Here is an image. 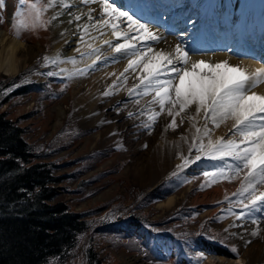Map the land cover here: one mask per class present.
<instances>
[{"label":"rangeland","instance_id":"1","mask_svg":"<svg viewBox=\"0 0 264 264\" xmlns=\"http://www.w3.org/2000/svg\"><path fill=\"white\" fill-rule=\"evenodd\" d=\"M32 2H15L14 7L11 1L3 4L0 0V27L15 35V25L21 21L31 25L29 5ZM45 2L40 0V6ZM13 7L14 13L11 12ZM53 9L44 13L43 26L20 29L21 40L35 53L20 73L8 75L0 72V111H7L8 118L21 122L34 150L43 149L46 154L44 160L57 163V173L63 179L55 184L58 191L56 199L66 202L88 224V230L78 240L67 264H88L86 255L89 248L96 255L93 258L101 264H200L212 254L213 249L241 257L240 245L232 233L244 230L229 225H245L246 222L251 223L250 219L237 221L229 214L230 204L225 198L213 202H192L225 181L234 185L235 192L243 179V171L231 181L210 183V178L203 173L214 171L220 162L204 158L187 167L177 168V165L173 166L180 156L177 154L180 153L179 148H176L170 150L173 152L169 154L171 164L164 167V172L157 173L155 180L146 183L137 180L138 169L131 167H138L144 159L148 161L153 152L161 155L159 153L165 143H175L177 130L166 127L172 118L164 112L150 130L141 127L147 115L159 111V105L152 103L154 93L129 97L128 91L121 92L115 88L111 89L113 95L105 97L93 90L78 92L75 89L79 82L84 83L87 89L100 78L106 84H112L115 77L125 71L128 60L135 58L133 56H112L103 63H96L93 68L76 69V72L87 69L84 75H76V81L62 75L65 73L64 62L47 67L38 62V58L51 57L53 20L51 23L48 21ZM93 40L91 38L84 43L91 44L93 48L100 47V42L93 43ZM73 43L69 50L84 44L79 40H73ZM142 66L129 69L125 77L131 76L130 82H133ZM47 71L55 74L44 75ZM22 87L27 91L19 98L15 93ZM256 88L258 86L251 92ZM5 95H8V101L3 103L1 99ZM101 96L104 100H100ZM107 102L114 104L105 107ZM59 108L63 109L61 116ZM129 112L134 114L131 118L128 117ZM188 112L189 109L181 116ZM102 113L108 119H100ZM83 120L88 124H83ZM185 122L184 119L178 130L189 129L192 133V127ZM187 138L192 141V135ZM179 142L183 146V142ZM172 143L171 146L174 145ZM195 155V151L189 152L188 147L182 157L194 159ZM177 164L181 165L182 159ZM257 188L258 192L264 191V184H258ZM231 194L228 195L229 200H235ZM171 196H174V202L170 207L159 206ZM231 211L239 212L240 208L233 204ZM254 215L259 223H264V212ZM136 216L144 220L145 226L141 230L129 222ZM170 239L175 242H167ZM233 247L236 252L231 250ZM200 253L206 256L201 259Z\"/></svg>","mask_w":264,"mask_h":264},{"label":"snow or ice","instance_id":"2","mask_svg":"<svg viewBox=\"0 0 264 264\" xmlns=\"http://www.w3.org/2000/svg\"><path fill=\"white\" fill-rule=\"evenodd\" d=\"M73 6L67 0H59L60 8L68 9ZM56 7L57 0H46L42 7L40 6V0H33L29 5L33 23L29 25L21 21L15 25L16 31L14 34L17 38H20L21 28L29 30L37 25L43 26L41 21L44 13L50 8ZM60 14L62 13L54 12L48 23L57 19ZM104 17H107V19ZM74 18L79 20L80 16ZM88 19L92 20L93 18L89 15ZM116 21H126L127 31H118L119 24ZM105 26L111 28L114 38L123 40V42L113 45L110 41L105 40L104 44L109 45L114 54L135 57L128 60L127 68L120 74V77H117V81L109 86V89H115L121 77L126 79L125 73L129 69L135 70L136 66L142 64L141 71L144 74L138 77V84L128 89V96L154 93L152 103L159 105V111H152L150 115H147L146 122L141 127L150 130L159 116L167 112V115L172 119L166 127L174 131L179 127L176 118L185 113L187 109L194 105L197 115L202 111L205 121L204 127L196 128L197 134L193 137L189 147V152L195 151V158L181 157L182 164L177 165V168L187 167L204 158L219 161L220 164L214 171L203 173L206 178H210V183L220 180L231 181L243 171L244 175L239 187L231 194L232 197H235V200H229L227 195L225 200H228L230 204L229 214L235 216L237 221L250 219L253 225H257V228L249 233L251 237H257L260 234L259 222L254 214L264 212V191L258 192L257 188L258 184H264V95L251 92V89L264 83V67L248 73L239 65H232L228 61L217 63L203 59L193 61L189 53L179 44L176 45L173 53L156 52L152 54L153 49L151 47H138V40L158 42L162 37L152 32L146 24L141 23L129 12L122 11L109 3V0H103L102 17L91 27L99 29ZM88 28V25H84L81 41H83L84 35L88 34ZM133 31L136 35L130 36L129 33ZM76 51L80 53L81 57H84L94 55L100 49L93 48L91 44H88L84 52H80L79 48ZM99 60H101V57L97 55L88 68L95 67ZM38 62H42L45 67L60 62L76 64L75 58H65L62 61L59 53L55 58L48 56L38 58ZM86 71L87 69L74 72L72 75H84ZM54 74L52 71L44 73L48 76ZM6 91H11V89ZM250 92L251 94H249ZM111 95H113L112 90L103 92L105 97ZM141 114H144V112L142 111ZM133 115L132 112L128 113L129 118ZM228 120L233 122L230 134L239 139L219 137L213 140L211 138L212 128H209L208 124L211 123L213 128H219L221 124ZM101 123H104V121H101ZM180 123H184V120L181 119ZM193 127H195V124H193ZM205 139H207L206 143ZM172 175H176V173ZM233 204L240 208L239 212L231 211ZM244 226L229 225V227ZM225 231L227 232L228 229H225ZM232 235H236V233H232ZM241 239H244V237L241 236ZM244 243L245 245L250 244L251 240H245ZM231 250L233 252L237 251L235 247ZM199 256L203 259L206 254L200 253Z\"/></svg>","mask_w":264,"mask_h":264},{"label":"bare ground","instance_id":"3","mask_svg":"<svg viewBox=\"0 0 264 264\" xmlns=\"http://www.w3.org/2000/svg\"><path fill=\"white\" fill-rule=\"evenodd\" d=\"M160 1H162V3H160L158 9L153 8L154 10L150 12L148 7L150 5L153 6L150 4V0H111V4L122 11L129 12L134 18L139 19L141 23L146 24L152 32L162 37L158 42L138 40V47H151L153 49L152 54L156 52L169 54L173 53L174 48L179 44L189 53L193 61L200 59L212 63L228 61L232 65H239L248 73H252L256 69L264 67V3H260V0H257L256 4H254L255 0H158V3ZM67 2L74 6L68 9L60 8L58 1L57 7L53 9L54 12L62 14L58 15L57 19L53 20L54 43L50 51V56L55 58L59 53L62 61L65 60V58H75L76 64L74 65L70 62H64L63 69L65 73L62 75H68V77H71L70 79L76 81V75H72L76 72V69L88 68L93 60L96 59L97 55L101 57V60L97 61V63H103L112 56L120 55L114 54L112 48L104 44L105 40L110 41L113 45L122 43L123 40L114 38L112 36V30L108 26L99 29L91 27L97 21L94 20L95 17H99L98 20L102 17L103 0H67ZM172 5L173 8L176 7L178 10L168 13L170 10H166L164 7L170 9ZM189 6L194 7L193 11L189 13L188 17L181 18V14L186 12V8ZM255 8L256 13H249ZM196 9H200L202 13V23L198 35L195 30V25L197 23L193 20L189 25V21L193 17ZM69 13H71V15H69ZM89 15L92 16V20L88 19ZM75 16H80V19L76 20L74 18ZM104 18L107 19V17ZM69 21H71V23H69ZM207 22L216 27L214 31H211V33H215V35L213 34L214 36H207V32H210L207 30ZM116 23L119 24L118 31H127L126 21H116ZM84 25L89 26L88 34L84 35L83 41H81ZM252 29H256L255 32L259 34L263 43H252L255 44V46H251L249 50H246L244 49L245 39H256L254 33H251ZM129 35L133 36L136 35V33L133 31L130 32ZM216 36L218 38L222 37L225 40L221 43L213 44L211 42L208 44L210 38ZM91 38L94 39L93 43L100 42V47H98L100 51L94 55L81 57L80 53L76 52L77 48L74 50L68 49L72 45L74 46L73 40H79V43H86L87 40ZM232 42L235 43L233 49L229 48ZM85 43L78 47L80 52L86 50L87 45H85ZM201 44L204 47H202ZM200 45L202 47L201 49L199 48ZM258 50H260L259 56ZM34 53L35 50L23 42L21 38H17L15 35L8 33L5 29L0 27V72L8 75L20 73L27 62L34 56ZM141 69L137 71L138 77L144 74ZM138 77L133 82H130L131 76L126 79L121 77L120 81L117 82L116 88L121 92H126L129 88L139 83ZM114 81H117V77H115ZM112 84H106L103 79L101 80L100 78L98 80L95 79L93 84L89 85L87 89L84 88V83L80 82L76 85L75 89L77 88L76 90H78V92L83 90L89 92L93 90L96 93H103L105 90H111L109 86ZM253 92L264 95V83L261 85L259 84L258 88ZM102 96L100 100H104ZM113 104L114 102H107L105 107L112 106ZM96 108L97 106H95V109ZM58 111L59 116H61L63 109L59 108ZM189 111L187 115L178 116L176 122L180 126V120L185 119V125H190V127H192V133L189 129L183 132L182 129L179 131V127H177V134L174 138L175 143L170 141V143L174 145L171 146L170 143L169 145L165 143L163 149H161V153H159L161 155H158V152H153L150 154V159L148 161L144 159V162H141L138 167H131V169H138L136 170L137 180L143 183L155 180L157 173L164 172V167L171 164L169 161V154H173V152L170 150L176 148H179L180 153L177 154L180 156L176 162H173V166L178 165L177 162H179V159H181L182 155L188 150V147H190L192 143L187 137L192 135L193 139L197 134L196 128H203L205 123L202 111L197 115L194 105L189 108ZM99 118L106 120L108 116L102 113L99 115ZM232 123L231 120H228L221 124L219 128H213L211 123H209L208 127L212 128L211 138L213 140L219 137L239 139L230 134ZM83 124L86 125L88 123L83 120ZM193 124H195V127L191 126ZM179 140L183 142V146L180 145ZM206 142L207 139H205V143ZM173 146L174 148H172ZM226 182L227 181L211 191L202 194L201 198L194 199L192 204L213 202L214 200L225 198L226 195L228 196L230 193H233L234 185ZM173 202L174 196H171L165 201L160 202L159 206L168 208ZM256 228L257 225L246 222L245 226L241 228L244 231L234 232L236 233L234 238L240 245L241 257L226 254L219 249H213L212 254L200 264H264V223H259L260 234L258 237H251L249 234L250 231ZM241 236H243L244 239H241ZM249 238H251V243L245 245L244 241Z\"/></svg>","mask_w":264,"mask_h":264},{"label":"trees","instance_id":"4","mask_svg":"<svg viewBox=\"0 0 264 264\" xmlns=\"http://www.w3.org/2000/svg\"><path fill=\"white\" fill-rule=\"evenodd\" d=\"M26 91L22 87L15 95L21 98ZM2 98L8 101V95ZM38 149L21 122L0 111V264H67L89 228L80 213L56 199L55 184L63 178L57 163L44 160ZM140 217L129 221L139 230L145 226ZM91 251L88 264H101Z\"/></svg>","mask_w":264,"mask_h":264}]
</instances>
